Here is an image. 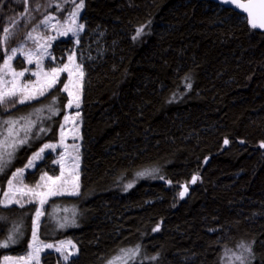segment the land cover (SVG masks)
Returning a JSON list of instances; mask_svg holds the SVG:
<instances>
[{
    "label": "trees",
    "instance_id": "1",
    "mask_svg": "<svg viewBox=\"0 0 264 264\" xmlns=\"http://www.w3.org/2000/svg\"><path fill=\"white\" fill-rule=\"evenodd\" d=\"M59 4L0 0V29L12 32L6 45L0 33V66L4 47L62 16ZM82 22L80 192L48 200L38 232L46 243L71 240L78 254L62 263L46 253L42 264H240V256L264 264V32L220 0H84ZM73 48L61 41L53 54ZM64 80L38 100L0 106V150L13 152L12 141L35 125L0 172V193L58 141ZM7 120L18 121V135L9 137ZM52 162L47 156L26 181L53 173ZM36 209L0 206V237L19 229L14 244L0 247V264L27 250ZM137 246L130 257L125 250Z\"/></svg>",
    "mask_w": 264,
    "mask_h": 264
},
{
    "label": "snow or ice",
    "instance_id": "2",
    "mask_svg": "<svg viewBox=\"0 0 264 264\" xmlns=\"http://www.w3.org/2000/svg\"><path fill=\"white\" fill-rule=\"evenodd\" d=\"M25 4H27V0H24ZM75 3V0H73ZM225 3H232L237 8H240L243 12L247 14L248 23L253 29L259 28L264 30V0H224ZM58 7V6H57ZM84 7V0H79V3L76 4L75 9L69 13L67 20L63 21L61 27L62 30L60 31V35H67L69 32H79L83 31L84 25L77 24V16L80 11ZM27 12V8H25V13ZM56 19L54 16H47L40 21L41 24L48 27L52 20ZM57 24H61L60 20L56 21ZM55 28V25L52 26ZM143 32V29L137 30V36H139ZM0 33L3 34V44L6 45L7 40L11 38L12 32L9 28L4 27L0 29ZM31 37V33L28 34ZM53 39V38H48ZM78 42V41H77ZM38 49H43V52H33L28 51L24 52L23 49L12 48L11 50L4 47V52L6 58L3 59V66L0 67V106H15L16 104H24L28 103L32 100L38 99L41 96H44L46 91L53 88L59 80V74L61 72H68L69 73V83L63 86V90L68 93L70 99L68 100L67 107L72 108L75 105L76 108L80 107V97L78 94L79 89V81L83 78V70L79 64H76L74 70H69L68 65H64L62 68H51L50 71L45 72L42 67V61L47 55V49L49 47L48 43L44 44H37ZM10 51V54H8ZM20 52L24 55L25 59L29 64L35 62L36 68L38 71H33L31 75L40 77L41 74L43 75V81L38 79L36 82L28 81L21 83V78L25 76V73L28 72V69H24L21 71H16L11 61L16 57L17 52ZM69 61L75 63L74 57L70 56ZM76 76V80H72L73 76ZM11 76V79H6V77ZM71 86V87H70ZM188 87L190 88L191 85L189 84ZM72 88H76L77 92L72 91ZM52 99V105H55L56 100ZM39 111V109L37 110ZM50 111L52 115H57L58 110L51 108ZM80 113L77 112L75 116L68 117L66 116L65 122H69L71 119L72 122L75 121L76 117H79ZM4 123L9 125L8 128V135L9 137L18 135L15 133V125L18 121L7 120ZM31 127H35L34 124L29 122V129H22L25 131V137L20 138L17 142L13 140L11 143V147L13 148V152L7 151V148H3L0 150V172H3L5 167L8 163H10L11 158L14 154V150L18 148L20 145H23L28 142V139L32 138L28 135V132ZM40 132L45 131L44 128L39 129ZM78 132V128L75 129ZM64 128L61 126V141L60 145H52V144H45L43 147L40 148L38 152H36L32 159L28 161L27 167H33L35 161L42 158V154L45 152L46 149L55 150L56 147L63 146L67 148V145L64 143ZM73 138H76L75 136ZM4 144H8L7 139L3 142ZM225 144L228 143L227 140L224 141ZM261 147L264 148V144H261ZM72 148L74 150V155L70 157L71 166L66 167L64 161L66 159V154L61 155L60 160L57 161L60 164L61 174L60 176H48L45 174L41 177L42 181H46L44 184H38L35 188L28 187L27 185L23 184L22 176L24 169H20L16 171L12 178L8 180V191L3 193V200H0V206L9 207L12 204H17L20 207H24L25 202L33 203L36 202V198H38L40 205L42 206L48 196H57V195H78L79 194V145L73 144ZM67 172V176L65 173ZM139 175H143L140 173ZM197 177L192 178V183H195ZM132 185H128L131 187ZM43 188L44 191H37V189ZM187 187L184 188V191L180 193L181 198L184 197L185 193L187 192ZM28 198L27 201L25 198ZM36 212V221L34 222V227L32 230V242L29 244V247L32 251L26 255L21 257L13 258L11 256L4 257V264H31L33 260L36 261V264H39V253L41 249L44 248H53V245L49 244H42L39 243L37 240V229L39 223V217L43 215V212L40 208L35 210ZM63 226V225H61ZM154 231H159L157 227ZM19 232L18 228H13L11 233L7 236L0 237V247H9L10 245L14 244L18 239L16 233ZM72 247H75L74 245ZM55 250L57 252L63 251V246L56 247ZM130 257L138 254L139 247L137 246L135 249L132 250H125ZM245 251L251 252V248H245ZM71 255V253H69ZM67 259V256H65ZM118 259H114L110 261V264H118ZM240 261V264H244L245 257H237Z\"/></svg>",
    "mask_w": 264,
    "mask_h": 264
},
{
    "label": "rangeland",
    "instance_id": "3",
    "mask_svg": "<svg viewBox=\"0 0 264 264\" xmlns=\"http://www.w3.org/2000/svg\"><path fill=\"white\" fill-rule=\"evenodd\" d=\"M65 1H66V6L62 5L64 0H61V4H59L58 7H57L58 13L60 15H62V16H59V17H55L54 16L56 19L52 20L48 27H46L45 25L41 24V26L39 28L34 29V30H32L30 32L31 33V37L28 36L25 42L19 43L15 47L17 49H21L22 48L24 52H28V51L43 52V49H38L37 44L38 43L39 44L48 43L49 47L47 49V55L45 56V58L42 61V67H43V70L45 72L50 71L51 68H62L64 65H68L69 66V70H74L76 64H79L81 66L82 70H83V73H84L82 80L79 81V89H78V94H79V97H80V107L76 108L75 105H73L72 108H68L66 106V111H65L64 118L66 116L71 118V117L75 116V114L77 112H79L80 115H79V117H76L74 122H72V120L70 119L69 122L66 123L65 119L63 118L62 125H61L64 128V133H65L64 143L67 145V148H65L63 146H59V147H56L54 151L51 150V149H46L45 152L42 154V158L37 160V161H35L33 167H27L26 166L24 168L23 176H22L23 184L27 185L28 187H31V188H35L36 185H38V184L42 185V184L46 183V181H42L41 180V177L44 176L45 174H47L48 176H54V177L55 176H60L61 168H60V164H58L57 161L60 160L61 155H65L66 154V159H65L64 163H65L66 167H70L71 166L70 157L75 154L74 150L72 148L73 144L79 145V169H78V172H79V186L81 187L80 180H81L82 150H83L82 137H81V131H82L81 105H82V100H83V90H84V81H85V71H84V68H83V62L82 61L85 59V55L83 53L82 54L78 53L76 47H78L80 45V37L83 34L84 29H83V31L69 32L67 35H60V31L62 30L61 25H62L63 21L67 20V18L69 16V13H71L75 9L76 4L79 3V0H75V3L73 2V0H65ZM82 15H83V8L80 9V11L78 13L77 24H83ZM57 20H60L61 24H57V22H56ZM53 25H55V28L52 27ZM48 38H53V39H48ZM70 39L75 44V48L71 49L68 52H65L63 57L56 58L54 56V54H53L54 47L58 44V42L68 41ZM70 56L74 57L75 63H72V62L69 61V57ZM11 64H12L13 68L16 71H21V70H24V69H28L29 70L28 72L25 73V76L23 78H21V83L28 82V81L36 82L38 79L43 81V75L42 74H41L40 77L31 75V73L33 71H38V69L36 68V64H35V62H33L32 64H29L27 62V60L25 59L24 55H22L19 51L17 52L16 57L11 61ZM21 64H24L23 69L22 68L19 69ZM2 66H3V64L0 67H2ZM63 77L65 78L64 85L69 83V73L68 72H61L59 74V80L56 83V85L59 83L60 79L63 78ZM6 79H11V76L6 77ZM76 79H77V77L74 75L72 77V80H76ZM53 88H51L50 90L46 91L45 95H47ZM71 90L74 91V92H77L76 88H72ZM63 92L67 95V98L69 100L70 97L68 96V93L65 92L64 90H63ZM41 97H39L38 99H40ZM38 99H35V100H38ZM35 100H32V101H35ZM32 101H30V102H32ZM77 128H78V132L75 131V129H77ZM74 136L76 138H73ZM60 141H61V127H60V130H59L58 141L55 142V143H47V144L60 145ZM49 155L52 156V158H53V162H52V165H51V167H52L51 171L53 173L54 172L55 173L54 174L53 173H43L41 175L40 179L38 180V182H36L35 184L28 183L26 181L27 174L29 172H31V171H35L36 167L38 165H40L41 163H43L44 160L46 159V157L49 156ZM65 175L67 176V172L65 173ZM80 187H79V192H80ZM7 191H8V184H7L5 192H7ZM37 191H44V189L40 188V189H37ZM78 195L48 196L47 199H46V202L48 200L52 199V198H55V197H75V196H78ZM3 199H4L3 193H0V200H3ZM27 199L28 198L26 197L25 200L27 201ZM46 202L41 206L40 203H39L38 198H36V202H33V203L36 204L37 208H40L41 211L44 213ZM27 203L28 202H25V204H27ZM14 205L19 206L17 204H12L10 206H14ZM41 217H42V215L39 217V223H38V229H37V240L39 241V243L53 245L54 247L53 248L41 249V251L39 253V264H42L43 256L46 253H54L56 256L59 257V259H60V261L62 263H67L70 259L75 258L77 256V254H78V248L75 246V244L71 240L66 239V240H63V241H59L57 243H46V242L40 241V239L38 237V232H39V226H40V223H41ZM36 219H37V217L35 215L34 222L36 221ZM31 242H32V238H31L30 243ZM73 245L75 247H72ZM61 246H63V251L62 252H57L55 250V248L56 247H61ZM31 251H32V249L28 245L27 250L22 252V253H20V254H16V255L15 254L14 255L13 254H6L5 256H11L13 258H16V257L26 256ZM69 253H71V255H69ZM65 256H67V259H65ZM4 257L1 260V264H4ZM31 264H36V261L33 260L31 262Z\"/></svg>",
    "mask_w": 264,
    "mask_h": 264
},
{
    "label": "water",
    "instance_id": "4",
    "mask_svg": "<svg viewBox=\"0 0 264 264\" xmlns=\"http://www.w3.org/2000/svg\"><path fill=\"white\" fill-rule=\"evenodd\" d=\"M204 1H206V0H204ZM220 2H221V4H222V6H224V7H229V8H231V9H234L235 11H237L241 16H243L247 21H248V19H247V14L245 13V12H243L240 8H237L234 4H232V3H225L224 2V0H220ZM258 30H260V31H262V32H264V30H262V29H259V28H257ZM185 187H187L186 185H183L182 186V191L181 192H183L184 191V188ZM188 189V188H187ZM188 193H189V190H187V192L185 193V195H184V197L182 198V199H184V198H186L187 197V195H188Z\"/></svg>",
    "mask_w": 264,
    "mask_h": 264
}]
</instances>
